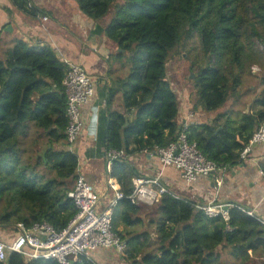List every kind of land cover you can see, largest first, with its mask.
I'll use <instances>...</instances> for the list:
<instances>
[{
  "label": "trees",
  "instance_id": "1",
  "mask_svg": "<svg viewBox=\"0 0 264 264\" xmlns=\"http://www.w3.org/2000/svg\"><path fill=\"white\" fill-rule=\"evenodd\" d=\"M76 1L81 12L96 21L112 15L101 30L119 50L107 62L119 63L126 73L118 91L122 110H107L104 117V149H123L127 155L152 151L175 141L184 130L189 141L219 166L241 161V151L264 120V75L251 110L237 112L225 106L240 94L244 75L250 69L253 73L256 47L264 45V0ZM12 2L33 16L42 13L30 0ZM3 33L0 28V230L41 221L60 230L77 213L68 196L79 162L66 133L63 80L69 65L48 44L4 40ZM177 54L189 60L194 74L189 79L195 89L194 112H215L208 121L187 128L179 124L180 100L168 78V63ZM260 166L264 172V159ZM110 176L128 196L134 190L133 178L140 175L131 162L117 160ZM195 205L172 190L152 206L133 204L127 197L119 200L113 228L127 243L125 260L228 264L227 255L236 264L260 263L256 257L264 258V223L257 216L234 205L225 220L209 217ZM0 264L61 263L27 261L11 252ZM73 264L94 263L83 259Z\"/></svg>",
  "mask_w": 264,
  "mask_h": 264
},
{
  "label": "crops",
  "instance_id": "2",
  "mask_svg": "<svg viewBox=\"0 0 264 264\" xmlns=\"http://www.w3.org/2000/svg\"><path fill=\"white\" fill-rule=\"evenodd\" d=\"M30 2L42 13L33 16L17 9L12 0H0V28H4L3 38L9 41L20 38L31 45L48 44L63 61L80 64L93 77L95 95L82 109L85 122L77 141V153L86 178L101 195V207L104 209L102 203L108 200L110 193L115 194L114 190L108 188V179L121 188L118 179L110 176L112 170L109 172L107 168L104 147L100 144L101 134L106 126L104 117L107 110H122L121 93L118 91L126 73L119 63L113 61L109 65L107 62V58L119 50L118 46L101 30L107 22L102 19L96 21L83 14L76 0ZM44 15L49 17L46 22L42 20ZM189 101L185 105L187 113L184 115L180 105L179 124L182 120H187L189 125L202 123L215 115V112H195L194 115H189L193 111V101ZM263 159L264 145L255 146L246 161L230 167L218 191L214 188V176L201 177L187 186L181 179L180 172L171 166L163 168L162 178L179 196L202 203L214 200L230 207L240 205L254 211L264 220V177L260 166ZM126 160L133 164L140 177H155L162 170L158 156L152 151H136L128 154ZM124 227L122 224L120 229L123 230ZM0 236L4 237L2 234ZM250 254L253 255L251 251ZM93 257L100 264H119L121 260L113 249L100 248L93 252ZM256 259L260 264L264 261L263 257L258 256Z\"/></svg>",
  "mask_w": 264,
  "mask_h": 264
},
{
  "label": "built area",
  "instance_id": "3",
  "mask_svg": "<svg viewBox=\"0 0 264 264\" xmlns=\"http://www.w3.org/2000/svg\"><path fill=\"white\" fill-rule=\"evenodd\" d=\"M42 20L46 22L49 17L44 15ZM65 62L69 65L63 80L68 97L69 124L66 133L69 149L76 151L77 141L85 122L82 109L94 97L95 84L93 77L83 66L74 62ZM258 70H260L258 66H253V73L256 74ZM181 125L187 128L189 124L187 120H182ZM258 145H264V120L254 132L249 144L241 151L240 160L246 161L253 148ZM152 152L161 162L162 170L159 175L149 178L134 177V190L128 196L109 178L108 188L114 190L115 194L104 209L101 207V195L86 178L82 164L78 162L74 187L68 193L77 207V213L68 225L58 230L47 221L36 222L31 226L18 223L14 227L12 237L0 239V262H7L9 254L16 252L27 261L44 258L57 259L61 264H73L87 259L94 264H100L94 259L93 252L102 248L115 250L121 258L119 264H125L127 243L113 228L114 208L119 200L127 197L133 204L154 205L163 194L171 191L162 178L163 168L168 166L180 172V177L187 186L194 184L201 177L214 176V188L217 191L223 184L226 172L230 170L229 166H219L215 161L208 159L196 142L189 141L184 130L179 133L175 141L164 147L155 146ZM104 153L109 172L115 161L126 160L128 156L123 149H104ZM261 173L264 177L262 169ZM187 199L194 201L195 207L207 216H222L225 220H229L230 206L216 203L214 200L202 203L192 198ZM247 213L257 216L251 210H247ZM257 217L264 223L263 219Z\"/></svg>",
  "mask_w": 264,
  "mask_h": 264
},
{
  "label": "rangeland",
  "instance_id": "4",
  "mask_svg": "<svg viewBox=\"0 0 264 264\" xmlns=\"http://www.w3.org/2000/svg\"><path fill=\"white\" fill-rule=\"evenodd\" d=\"M112 15L108 14L104 18H102L103 22H107V24L110 22ZM106 24V25H107ZM199 44L195 42L196 49L199 53H201V50L198 46ZM5 46V44H4ZM263 46L259 44L258 48L256 47V60L253 62L254 65L258 66L260 70L257 71L256 74L251 73L250 71H247L246 74L243 77V82L240 87V94L238 96H234L231 98V100L228 102V104L225 106V108L234 109L235 111H249L253 108V101L259 96L261 89L263 86L261 85V76L264 75V51ZM188 49H190V45L186 49H181V52L185 51L187 52ZM187 50V51H186ZM193 73L190 71V62L188 59L183 58L180 54L175 55L173 58L170 59V62L168 63V78L175 89L176 93L179 96L180 105L182 108V115L186 112L185 105L188 103L189 100L193 101L195 96V89L193 86V82H191L189 79L193 78ZM190 111V109H188ZM191 114H195L194 110L191 111ZM190 115V114H189ZM114 198V194L110 193L108 196V200H106L105 203H102V205L105 207L104 204H107L108 201H111ZM15 228H9L7 230L1 229L0 235L2 234L4 238L12 237L14 234ZM150 251L148 249L145 252ZM225 260H227L228 264H236L234 263L235 260L230 259L227 255L224 256ZM127 262V261H126ZM125 262V263H126ZM129 264V262H127ZM260 264V263H258Z\"/></svg>",
  "mask_w": 264,
  "mask_h": 264
},
{
  "label": "water",
  "instance_id": "5",
  "mask_svg": "<svg viewBox=\"0 0 264 264\" xmlns=\"http://www.w3.org/2000/svg\"><path fill=\"white\" fill-rule=\"evenodd\" d=\"M193 76H194V74H193ZM193 76H192V77H193Z\"/></svg>",
  "mask_w": 264,
  "mask_h": 264
}]
</instances>
